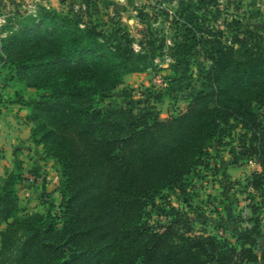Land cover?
Wrapping results in <instances>:
<instances>
[{"label":"trees","instance_id":"1","mask_svg":"<svg viewBox=\"0 0 264 264\" xmlns=\"http://www.w3.org/2000/svg\"><path fill=\"white\" fill-rule=\"evenodd\" d=\"M180 3L172 22L181 37L177 53L188 57L208 27L205 10L196 11L201 6ZM39 6L36 14L13 18L20 29L2 38L0 63L3 80L20 78L45 90L27 103V120L31 142L58 164L62 212L23 214L21 173L0 177V226L7 224L2 246L21 240L14 264H101L120 248L127 249L124 264H260L254 251L262 234L259 215L250 219L252 227L234 228V241L197 231L184 211L172 214L161 230L148 224L149 201L164 189L185 190L190 174L208 165L217 122L230 118L260 142L249 149L261 169L247 178V187L260 198L256 209L264 208V118L253 104L264 106V43L258 33L247 31L249 41L239 39L237 48H212L201 87L191 88L186 109L177 114L161 118L154 105L135 112L131 103L96 112L94 97L123 85L127 74L155 66L166 37L147 27L135 51L122 27L108 31ZM33 26L38 28L28 30ZM27 49L33 51L24 55ZM76 60L85 65L70 68ZM88 81L94 83H83Z\"/></svg>","mask_w":264,"mask_h":264},{"label":"rangeland","instance_id":"2","mask_svg":"<svg viewBox=\"0 0 264 264\" xmlns=\"http://www.w3.org/2000/svg\"><path fill=\"white\" fill-rule=\"evenodd\" d=\"M180 1L191 3L194 10L201 6L202 9L196 11L200 13L205 10V25L208 27L204 41L188 57H181L177 53L182 49L179 45L181 37L177 35L178 31L172 22ZM39 5L76 16L83 24L95 23L108 31L122 27L129 31L137 44L147 27L159 34V38L166 37V45L156 57L155 66L145 72L127 74L123 85L94 97L92 105L96 112L127 108L131 103L135 112L154 105L160 111L161 118L177 114L186 109V97L191 88L201 87L203 75L211 64L209 54L212 48H237L240 45L239 39L246 38L249 41L246 33L250 29L257 32L264 43V0H0V42L2 38L20 29L18 21L13 19L15 16L21 20L36 14ZM37 28L33 26L28 30ZM32 51L27 49L24 55ZM22 56L17 55L18 58ZM1 65L0 95L6 96L3 98L6 103L16 101L27 106V103L45 91L20 78L14 81L3 80ZM82 65L85 64L76 60L70 61L68 66L80 68ZM158 73L162 74L161 82L156 78ZM39 78L36 75L31 81ZM58 79L62 80L63 77L59 76ZM83 83L92 84L94 81ZM253 104L256 112L264 118V106L259 107L256 101ZM217 126V138L209 148L208 165L200 166L190 174L183 192L164 189L153 201H149L151 216L148 224L154 230H161L172 214L184 211L188 218L194 220L197 231L207 230V233L219 238L234 241L231 236L234 228L252 227L250 219L259 215L262 219V234L254 251L259 255L260 264H263L264 208L256 209L255 204L260 198L253 189L247 187V178L256 170V165L249 163V149L259 147L260 142L255 138V133L237 119L218 121ZM22 166L20 170L15 166L12 171H19L22 175L18 195L23 214L61 213L62 196L59 190L62 176L58 164L45 165L40 175L31 169L22 172ZM8 172L10 170L6 169L0 177H6ZM249 192L253 198L248 196ZM6 226V223L0 226V264H14L21 240L3 248L2 234ZM126 253L127 249L120 248L101 264H124Z\"/></svg>","mask_w":264,"mask_h":264},{"label":"crops","instance_id":"3","mask_svg":"<svg viewBox=\"0 0 264 264\" xmlns=\"http://www.w3.org/2000/svg\"><path fill=\"white\" fill-rule=\"evenodd\" d=\"M4 97L6 96L0 95V122L2 124V129H0V175L6 169L10 171L14 169L17 161L16 155L21 158L24 168L22 172L31 169L40 175L43 167L54 166L55 162L46 160L42 146L31 142L32 124L27 120L30 107L16 101L8 104L3 99ZM20 186L22 187V185Z\"/></svg>","mask_w":264,"mask_h":264},{"label":"built area","instance_id":"4","mask_svg":"<svg viewBox=\"0 0 264 264\" xmlns=\"http://www.w3.org/2000/svg\"><path fill=\"white\" fill-rule=\"evenodd\" d=\"M133 48H134V50L135 51H138L139 49H140V47H139V45L137 44V43H134L133 44ZM156 78H157V80L159 81V82H161L162 81V74H160V73H158L157 74V76H156ZM249 163L251 164V165H256V169H259L260 168V165H259V163L256 161V159L254 158V159H250L249 160Z\"/></svg>","mask_w":264,"mask_h":264}]
</instances>
